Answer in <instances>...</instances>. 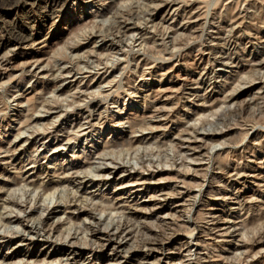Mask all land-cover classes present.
<instances>
[{"label": "rangeland", "instance_id": "rangeland-1", "mask_svg": "<svg viewBox=\"0 0 264 264\" xmlns=\"http://www.w3.org/2000/svg\"><path fill=\"white\" fill-rule=\"evenodd\" d=\"M61 4L47 19L48 0L0 7V40L13 24L31 36L0 47L1 264H64L72 247L82 258L66 264H264V244L238 263L264 232V70L254 66L264 61V0ZM130 12L137 14L127 17L135 29L113 35L115 21ZM148 13L156 14L153 22ZM229 46V57L214 62ZM69 68L71 75L63 72ZM202 72L205 89L185 81ZM231 90L241 95L226 103ZM55 105L62 112L47 113ZM154 106L165 110L157 129L131 134ZM238 106L246 110L235 117ZM189 126L216 137L199 152L179 154L194 144L187 136L179 149L176 139ZM216 160L230 173L211 170ZM117 163L135 182L121 171L98 181V169ZM74 173L93 183L72 184ZM73 206L93 211L104 236L93 238L92 222ZM210 215L224 226L205 236ZM44 219L56 226L48 237L27 230ZM144 228L175 233L146 260L143 243L151 237Z\"/></svg>", "mask_w": 264, "mask_h": 264}, {"label": "bare ground", "instance_id": "bare-ground-1", "mask_svg": "<svg viewBox=\"0 0 264 264\" xmlns=\"http://www.w3.org/2000/svg\"><path fill=\"white\" fill-rule=\"evenodd\" d=\"M22 2V1H24V0H0V7H8V8H15V7H17V5H18V3L19 2ZM49 1V3H50V6H49V9H48V11H47V13L44 15V18H51V16L56 12V8H58L59 6H61L62 4H61V2H63V0H48ZM110 8V7H109ZM108 9V8H107ZM151 11V10H150ZM153 11V10H152ZM147 13H145V15H146ZM190 14V13H189ZM156 14H153V13H148V16H149V21L150 22H153V20H154V16H155ZM129 16V18L130 17H133V16H137V14L136 13H134V12H130V13H128V14H125V15H122V16H120V18L119 19H117L116 21H115V26H114V29H113V35H115V34H126V33H128V32H131V31H133L135 28H134V26L132 25V24H130L129 22H128V19H127V17ZM196 16V15H195ZM192 18V16H191V14L189 15V17H188V19L190 20ZM188 20V21H189ZM223 21V20H222ZM186 24V23H185ZM232 24H234V23H232ZM231 30V29H230ZM7 34H8V36H9V38L7 39V40H0V47H6L7 45H9V44H11V45H14V46H20V45H23V44H25V43H27L28 41H29V39H31L30 37H28V36H26L25 34H24V32L21 30V28L20 27H18V26H16V25H10V27H8L7 28ZM164 31V30H163ZM5 33V32H4ZM30 33V32H29ZM113 38H115V37H113ZM117 39V38H116ZM110 40V39H109ZM9 41H11V42H9ZM117 41V40H116ZM222 43V42H221ZM117 44L114 42V39H112V40H110V47H113V46H116ZM25 46V45H24ZM215 48V47H214ZM229 51H230V46L229 47H226L225 49H224V51H223V53H221L220 54V58H218L217 60H215L214 62H219L221 59H223L224 57H226V55L229 53ZM171 57H173L174 55H170ZM228 57H229V55H227ZM228 60V59H227ZM3 61H5V60H3ZM143 62V61H142ZM254 63V62H253ZM229 66V65H228ZM254 66L256 67V69H258L257 71H259V69L260 70H264V61H257V62H255L254 63ZM143 68V67H142ZM196 69V68H195ZM63 72L65 73V74H68V75H71L72 73H73V71H72V69L71 68H69V69H65V70H63ZM196 72V71H195ZM193 79V78H192ZM192 79H186L185 81L186 82H190V83H194L196 86H198V88H196V89H200V88H203V87H201V86H205V85H207L205 82H206V80H208L207 79V73H201L200 75H199V77L195 80V81H193ZM231 80V79H230ZM50 81H52V83L53 84H55V82L57 81L55 78L53 79L52 78V80H50ZM51 84V83H50ZM109 84H110V82H109ZM229 84H232V83H229ZM186 85L187 84H184L182 87H186ZM263 85H264V83H263ZM55 86V85H54ZM181 87V88H182ZM263 87V86H262ZM59 88H55V90H58ZM203 89H205V88H203ZM184 90V89H183ZM187 90V89H186ZM195 91V90H194ZM198 91V90H197ZM212 91V90H211ZM184 92V91H183ZM79 93V92H78ZM210 94V93H209ZM241 94L239 93V94H237L236 93V90H231L229 93H226V95L223 97V101L224 102H237V98H238V96H240ZM205 99V98H204ZM156 102V101H155ZM214 102V101H213ZM212 102V103H213ZM216 102V101H215ZM214 102V103H215ZM160 107H162V106H159V108H156L155 106L151 109V113L152 114H150V116L148 117V119H147V121H146V123L144 124V125H140V126H138L137 125V127H135L136 125H133V126H131L130 127V133L131 134H135V133H140V134H142L145 130H147L148 132H149V134H152L153 133V131L155 130V129H157V123H159L161 120H160V118L161 117H163L164 116V114H165V110L163 109V108H160ZM246 107H243V106H238L237 108H236V110L235 111H231L232 113L231 114H234V116L235 117H239V114L240 115H242L243 113H244V111L246 110L245 109ZM48 112L47 113H49V114H51V113H56V114H60L62 111L59 109V106H51L50 108H48ZM54 111V112H51V111ZM209 110V109H208ZM164 113V114H163ZM166 113H167V110H166ZM242 113V114H241ZM168 114V113H167ZM259 114V113H258ZM260 114H262V113H260ZM167 116V115H166ZM260 116H262V115H260ZM82 121V120H81ZM179 123V122H178ZM135 127V128H134ZM201 127V126H200ZM199 129H201V128H199ZM199 129H197V128H195V127H192V126H189V127H187V129H181V131L180 132H178V134L176 135L177 136V140H178V142H181L179 145H180V148L179 149H182L181 147L184 145L183 144V142L182 141H184L186 138H187V136H188V138H192V139H194L195 141H194V144L192 145V144H190V143H188L187 145H186V147L184 148L185 149V151H181L180 150V152L178 151V153L180 154V153H185V152H199V148H202L201 146L204 144L205 145V142H207V141H210V142H213L214 140V138L216 137V134H207V133H201L200 132V130ZM202 129H204V128H202ZM44 135V134H43ZM220 135H224V134H222V133H220ZM246 135L247 134H244L243 135V139L246 137ZM189 136H192V137H189ZM222 136H220V137H222ZM133 137V136H132ZM132 137H131V139H132ZM133 139H134V137H133ZM144 139H146V138H144L143 137V135L142 136H140V138L139 139H137V138H135L134 139V141H130V143L132 144H134L135 142H140L141 140L143 141ZM196 140H198V141H200L201 143H200V145H197L195 142H196ZM218 141V140H217ZM129 144V143H128ZM130 144V145H131ZM18 146V145H17ZM40 146H43V145H40ZM133 146V145H132ZM132 146H129V148H130V150H131V147ZM137 148L135 147V150H136ZM197 149H199V150H197ZM203 149V148H202ZM137 151V150H136ZM206 153H208V152H206ZM231 153V152H230ZM234 153V152H233ZM198 154V153H197ZM191 155H193V154H191ZM201 155H202V153H201ZM13 156V155H12ZM203 156V155H202ZM218 157V156H217ZM226 158V157H225ZM224 158V159H225ZM222 159V158H221ZM223 160V159H222ZM223 162H224V160H223ZM213 163V162H212ZM227 166V164H224V163H222V161L220 162V161H215V163L214 164H212L211 165V170H216V171H218L217 173L218 174H221V175H227V174H229L230 172H229V169H228V167H226ZM117 171H121L122 173H127L128 172V170H126L125 169V166H123V165H121L120 166V164H114V166L112 167V168H107V167H105V168H103V169H98V171H97V175H98V177L100 178V180H98V181H102V180H104L105 179V176H109V175H111L112 173H115V172H117ZM68 174V173H67ZM151 174V173H150ZM149 174V175H150ZM139 175V174H138ZM137 175V176H138ZM153 175V174H152ZM235 175H237V174H235ZM137 176H135V178L137 177ZM143 176V175H142ZM154 176V175H153ZM240 176V175H239ZM140 177V176H139ZM181 178V177H180ZM205 178V177H204ZM239 178V177H238ZM123 179H128L129 181H127L128 183L130 182H135V181H132L133 179H134V177H133V174H131V173H127V174H125L124 175V177H123ZM148 179V178H147ZM136 180H143L142 182H144V181H146V179H144V177H142V178H140V179H138V178H136ZM205 180V179H204ZM69 181L73 184H76L78 187H81V186H83V185H85V183H87V185L88 184H90V183H93V181L90 179V180H87V181H85L84 182V179H82V178H80L79 177V175H77V173H74V174H70L69 175ZM148 181V180H147ZM150 181H151V179H150ZM182 181H183V179H182ZM126 182V183H127ZM140 182V181H139ZM33 183V182H32ZM186 186V185H185ZM137 187H139V186H137ZM47 190V189H46ZM139 191V190H138ZM180 193V192H179ZM178 193V194H179ZM181 194V193H180ZM188 195V194H187ZM222 197V196H221ZM222 198H224V196L222 197ZM189 199V198H188ZM229 199V198H228ZM193 200L195 201V197L193 198ZM223 201V200H222ZM193 205V204H192ZM11 206H14V207H16V208H18V211H21V205H19V204H17V203H14V204H11ZM114 206L115 205H112V203H111V205H107V210L109 209V211H110V209L111 210H113L112 208H114ZM189 207V206H188ZM105 207H103L102 208V210H106V208L104 209ZM191 209V208H190ZM74 210H77L78 211V209H77V207L76 206H73V209H72V211H74ZM80 210V209H79ZM189 210V209H188ZM114 211V210H113ZM123 211V210H122ZM111 212V211H110ZM72 213V212H71ZM190 213V210H189V212H188V214ZM74 214V213H73ZM78 215H83L88 221H90V223L92 222V226H88L89 227V229H90V232H91V234L93 235V238H95V237H101V236H104L103 234H102V232L99 230V228H98V224H99V219H97L96 217H95V215H94V213H93V211H91V210H82L81 212H77L76 213V216H78ZM262 215V213L260 214V220L261 221H264V220H262V219H264V212H263V215ZM76 216L74 217V218H76ZM258 216H257V219H258ZM69 217V216H68ZM72 217V216H71ZM202 217H206V215H202ZM209 217V216H208ZM255 217V216H254ZM210 218L211 219H209L208 221H210L211 222V226H210V228L208 229V232H207V234H205V236L206 235H211V231H220V228L222 227V226H224V225H218V222L219 221H221V220H223L224 221V219L223 218H221V217H218V218H215L213 215H210ZM26 219H29V217L28 216H26ZM70 218H68V220H69ZM198 219V218H197ZM7 220H8V218H7ZM19 219L18 218H16V221H18ZM200 220H205V218H201ZM253 220H254V218H253ZM255 220H256V218H255ZM4 221H6V220H4ZM259 221V220H258ZM69 222H70V220H69ZM68 222V223H69ZM250 222V221H249ZM254 222V221H253ZM252 222V223H253ZM6 223H8V221H6ZM40 223V225H38ZM39 223L37 224V225H34L33 227H29L27 230L30 232V233H34V235L36 234V235H42V236H45V235H47V237L51 234V233H53V232H55V229H56V226H53V225H51V224H48V222H47V220L46 219H44V220H42V222H40L39 221ZM1 224V223H0ZM32 226V225H31ZM118 227L119 226H117L116 228H115V231H117L118 230ZM232 227V226H231ZM128 229V228H127ZM164 229V228H163ZM232 229V228H231ZM233 229H235L236 230V228L235 227H233ZM122 230V229H121ZM121 230L119 231V232H117L118 233V235H119V233H121ZM192 230V229H191ZM190 230V231H191ZM194 230V229H193ZM192 230V231H193ZM261 230V229H260ZM143 232H144V234L146 233L147 235H148V237H151V240H149L148 242L146 241L145 243H143L147 248H149V250L147 251V252H145L144 253V256H143V258L142 259H144V260H146L147 259V257L150 255V253L153 251V250H155V249H162V248H164V247H166L169 243H171L172 241H173V237H174V235H175V233H170L169 235L167 234H163L161 231H159L160 233H154V232H151V230H148V229H146V228H144L143 230H142ZM224 231V230H223ZM164 232V231H163ZM173 232V231H172ZM165 233V232H164ZM191 233H193V232H191ZM258 233V232H257ZM132 234V233H131ZM224 236H227V234H228V232H226V231H224ZM259 236L256 234V236H258L256 239H254L256 236H254V238L253 239H251L252 241L248 244L247 243V246L244 248V252H243V255H242V258H240V260L238 261V263L240 262V261H243L242 263H244V262H246V263H248V258H250L251 259V256H250V254L252 253V251L255 249V248H257V247H259V246H261L262 244H264V232L262 231V233H260V231H259ZM92 235H91V237H92ZM191 236H192V234H191ZM228 236H229V234H228ZM39 237V236H38ZM126 237V236H125ZM106 238V237H105ZM108 238V237H107ZM112 238H115V237H112ZM0 239H2V237H0ZM106 240V239H105ZM111 241V237H109L108 239H107V242H110ZM71 248V247H70ZM102 248V247H101ZM188 252H189V250H188ZM82 252H81V250H74L73 249V247H72V249H71V251H69V253L67 254V256L65 257V260H64V264H66V263H68V262H70V263H72V262H76V261H78L79 260V258H82ZM89 254V253H88ZM253 255V254H252ZM253 258V257H252ZM81 261V260H80ZM222 263V262H221ZM0 264H1V262H0ZM188 264V263H187ZM190 264V263H189ZM197 264V263H196ZM249 264V263H248Z\"/></svg>", "mask_w": 264, "mask_h": 264}]
</instances>
